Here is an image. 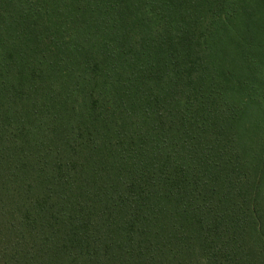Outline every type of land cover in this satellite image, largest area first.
<instances>
[{
	"label": "trees",
	"instance_id": "1",
	"mask_svg": "<svg viewBox=\"0 0 264 264\" xmlns=\"http://www.w3.org/2000/svg\"><path fill=\"white\" fill-rule=\"evenodd\" d=\"M0 264H264V0H0Z\"/></svg>",
	"mask_w": 264,
	"mask_h": 264
}]
</instances>
